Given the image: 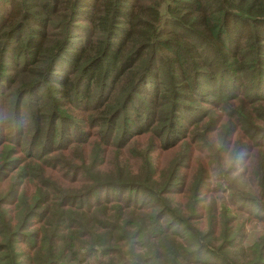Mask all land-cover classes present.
Masks as SVG:
<instances>
[{
  "label": "trees",
  "instance_id": "16d2710c",
  "mask_svg": "<svg viewBox=\"0 0 264 264\" xmlns=\"http://www.w3.org/2000/svg\"><path fill=\"white\" fill-rule=\"evenodd\" d=\"M0 264H264V0H0Z\"/></svg>",
  "mask_w": 264,
  "mask_h": 264
}]
</instances>
